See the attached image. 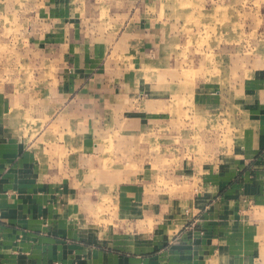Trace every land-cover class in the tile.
Wrapping results in <instances>:
<instances>
[{
  "label": "crops",
  "instance_id": "0c3cea01",
  "mask_svg": "<svg viewBox=\"0 0 264 264\" xmlns=\"http://www.w3.org/2000/svg\"><path fill=\"white\" fill-rule=\"evenodd\" d=\"M22 1L31 51L23 63L38 66L42 79L38 87L18 90L9 82L4 92L20 94H0V264H264V65L242 89L230 82L210 90L214 95L207 86L199 95L188 89L191 107L205 113L188 124L229 125L232 158L226 165L224 150L209 163L208 152L197 149L193 160L172 149L167 159L178 165L173 181H166L180 183L187 193L153 197L159 212L121 211V204H143L145 198L141 185L127 183V168L118 161L143 154L141 143L155 131L147 133L143 123L175 119H99L104 126L96 127L94 118L96 108L121 106L130 88L140 89L134 78L149 70L150 54L162 44L163 23L154 15L159 7L155 0ZM8 2L9 10L19 8L16 0ZM166 71L161 67L147 79L153 89L168 92L151 102L154 109L172 102L175 85L157 79ZM217 107L231 116L209 117ZM81 109L89 119H79ZM32 120L40 124L34 142L21 131ZM198 130L206 136L203 127ZM127 187L136 189L130 200L108 195ZM111 202L119 205L114 224L120 231L89 221L96 205Z\"/></svg>",
  "mask_w": 264,
  "mask_h": 264
},
{
  "label": "rangeland",
  "instance_id": "374dc122",
  "mask_svg": "<svg viewBox=\"0 0 264 264\" xmlns=\"http://www.w3.org/2000/svg\"><path fill=\"white\" fill-rule=\"evenodd\" d=\"M15 3L19 8L11 11L8 8V0H0L1 95L13 94L15 96V93L4 92V87H7L9 82L16 85L18 90L28 84L38 87L42 79L38 66H32L29 69L23 63L24 53L31 52L24 41L29 33L23 27L25 20L23 1L16 0ZM155 4L159 8L156 9L154 15L163 23L161 26L162 44L160 50L150 54L146 64L149 70L145 69L134 78L139 81L137 84L140 89L132 91L130 88L132 85L129 84L130 91L127 97L124 96L121 106L98 107L94 118L96 127H101L103 124V122L99 123V119L101 121L111 119L112 122L114 119H160L162 122L164 119H175L170 123H167L166 120L161 124L159 121L143 123L147 133H151L152 128L155 130L149 141L141 143L144 147L143 154H130L127 156V160L123 157L118 161L123 164V168H127H125L127 176L123 171V177L126 176L127 183H137L143 187L139 191V196L145 198V203L120 205L121 211L127 210L129 213L159 212V204L150 203L153 197L158 195L179 196L187 193L185 187L178 186L180 183L166 181L169 178L173 179L172 173L176 171L178 165L177 159L174 162L167 159V153H170L172 149L181 154L183 151L193 160L197 158L192 157L191 153L194 154L197 149L204 153L208 152L209 163L214 162L212 155L224 150L223 162L226 165V160L232 158L231 152L228 154V151L231 150L228 138L229 130L227 129L229 125L227 122L216 125L210 121L208 124L202 123L201 125L194 120L192 124H188L190 119H196L193 116L205 115L204 110L203 113H200V110L196 109L193 104L191 107L189 94L193 91V95H199L201 92L196 91L205 88V86L208 91H215L221 82L225 84L230 82L242 89L243 82L247 77L264 65V0H155ZM9 38L14 39V42L9 43ZM161 67L170 69V71L161 72L157 79L166 82L169 80L171 85H175V88L173 92L170 90L173 94L172 98L170 97L172 102L163 108L154 109L151 107V102L157 100L159 94L167 95L168 92L163 88L155 87L153 89V83L150 81L147 83V79L150 80V77L152 78ZM167 72L169 73L167 74ZM114 79L111 78L110 81ZM105 82L107 81L104 79ZM190 88L191 92L188 91ZM142 89H146V91L143 92ZM214 91L209 93L214 95ZM19 94L16 93V96ZM242 95L240 92L241 102ZM97 97L99 96L96 95L95 98ZM212 102L214 103V100ZM82 110L87 111V109L79 110V119H89L83 115ZM26 113L32 114V116L38 115L31 112L30 109H27ZM227 114L231 116L228 109L224 112L220 107L210 108L207 113L209 117L220 116L222 119H226ZM239 117H242L241 113H239ZM185 121L188 123L185 124ZM21 126V131L28 134L30 138L31 135L34 138L39 134L40 124L33 120L31 123L25 122ZM62 126L65 127L61 124L60 127ZM200 127L206 131L203 133L206 136L202 138L199 137L198 128ZM118 128V124H112V131H117ZM186 130L190 135H185ZM54 132L55 130L52 133ZM174 135L176 138L173 140L171 136ZM214 137H218V139ZM72 139L66 138L65 141ZM34 141L31 138L30 142ZM46 145L48 148V143ZM129 147L131 146L129 145ZM52 150L53 152L58 151L56 148ZM47 151L49 154L51 153L49 148ZM59 151L61 153L63 150ZM158 152H160L159 157L157 156ZM66 154L60 156L59 160L63 161ZM186 156L182 155V158H186ZM177 158L180 156L177 155ZM203 158L205 157L202 156ZM115 168L117 169L118 166ZM227 173L224 172L225 176ZM103 174L108 175L109 173ZM98 177L96 176V179ZM125 189L121 191V189L112 188L108 195L121 196L123 194L126 195L127 200H130L131 196H136L135 187ZM131 201H134V198ZM118 207L119 205L114 202L96 205L95 215L90 216L89 221L91 220L99 227L111 225V228L120 231V228L123 227L114 224L118 222ZM103 216H107L108 220L105 221ZM149 217L147 216V218Z\"/></svg>",
  "mask_w": 264,
  "mask_h": 264
}]
</instances>
